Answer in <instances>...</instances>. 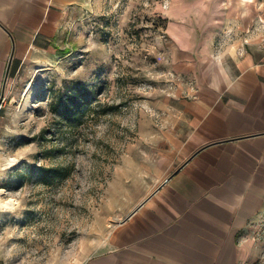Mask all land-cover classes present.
<instances>
[{
  "label": "crops",
  "instance_id": "0c3cea01",
  "mask_svg": "<svg viewBox=\"0 0 264 264\" xmlns=\"http://www.w3.org/2000/svg\"><path fill=\"white\" fill-rule=\"evenodd\" d=\"M77 2L0 0V97L8 73L51 48ZM231 3L197 7L198 34L190 4L172 1L173 62L195 82L164 101L146 153L124 161L98 249L81 264H264V25L252 32L264 0Z\"/></svg>",
  "mask_w": 264,
  "mask_h": 264
},
{
  "label": "rangeland",
  "instance_id": "374dc122",
  "mask_svg": "<svg viewBox=\"0 0 264 264\" xmlns=\"http://www.w3.org/2000/svg\"><path fill=\"white\" fill-rule=\"evenodd\" d=\"M172 1L180 3L78 0L51 48L8 73L0 98V199L16 204L0 207L1 262L81 264L98 249L106 228L100 214L110 211V187L124 161L146 153L147 129L159 124L164 101L195 82V70L182 72L173 62L168 24L180 13L169 14ZM186 2L201 34L197 7L219 0ZM256 11L264 14V5ZM73 82L94 89L79 125L49 110L53 93ZM42 168L58 172L44 180Z\"/></svg>",
  "mask_w": 264,
  "mask_h": 264
},
{
  "label": "trees",
  "instance_id": "16d2710c",
  "mask_svg": "<svg viewBox=\"0 0 264 264\" xmlns=\"http://www.w3.org/2000/svg\"><path fill=\"white\" fill-rule=\"evenodd\" d=\"M94 89L92 86L73 82L65 86L63 90L53 93L49 104V110L67 124L79 125L85 112V108L93 101ZM58 169L42 168L39 173L44 180L53 176Z\"/></svg>",
  "mask_w": 264,
  "mask_h": 264
},
{
  "label": "bare ground",
  "instance_id": "6f19581e",
  "mask_svg": "<svg viewBox=\"0 0 264 264\" xmlns=\"http://www.w3.org/2000/svg\"><path fill=\"white\" fill-rule=\"evenodd\" d=\"M11 201V203H9ZM16 202L13 198H9V199H0V207L1 208H6V209H13L15 206ZM4 205H7V207H5Z\"/></svg>",
  "mask_w": 264,
  "mask_h": 264
},
{
  "label": "built area",
  "instance_id": "2783aa9c",
  "mask_svg": "<svg viewBox=\"0 0 264 264\" xmlns=\"http://www.w3.org/2000/svg\"><path fill=\"white\" fill-rule=\"evenodd\" d=\"M0 98H1V97H0ZM0 264H5V263H3V262L0 261Z\"/></svg>",
  "mask_w": 264,
  "mask_h": 264
},
{
  "label": "snow or ice",
  "instance_id": "6c2138e0",
  "mask_svg": "<svg viewBox=\"0 0 264 264\" xmlns=\"http://www.w3.org/2000/svg\"><path fill=\"white\" fill-rule=\"evenodd\" d=\"M9 203H11V201ZM4 206L7 207V205H4Z\"/></svg>",
  "mask_w": 264,
  "mask_h": 264
}]
</instances>
